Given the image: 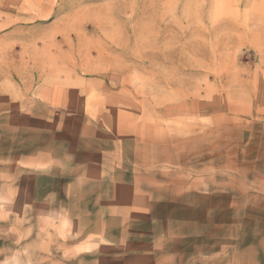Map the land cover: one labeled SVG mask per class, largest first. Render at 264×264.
<instances>
[{
    "label": "rangeland",
    "instance_id": "rangeland-1",
    "mask_svg": "<svg viewBox=\"0 0 264 264\" xmlns=\"http://www.w3.org/2000/svg\"><path fill=\"white\" fill-rule=\"evenodd\" d=\"M0 264H264V0H0Z\"/></svg>",
    "mask_w": 264,
    "mask_h": 264
}]
</instances>
